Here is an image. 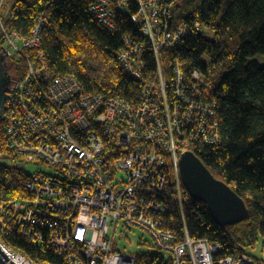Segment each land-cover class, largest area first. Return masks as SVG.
Masks as SVG:
<instances>
[{"label":"built area","instance_id":"1","mask_svg":"<svg viewBox=\"0 0 264 264\" xmlns=\"http://www.w3.org/2000/svg\"><path fill=\"white\" fill-rule=\"evenodd\" d=\"M88 14L113 31L116 16L131 14L144 42L124 36L117 55L120 71L143 85L141 101L84 92L74 76L56 75L39 50L44 19L22 37L2 23L6 0H0V31L9 61L25 66L10 84L3 118L6 143L14 167L39 164L53 172L34 171L24 183L30 199L0 203V264H50L15 252L3 241L12 223L41 249L52 250L62 264H135L132 253L115 250L121 224L149 235L168 264H256L246 254L218 256L221 247L208 239L161 228L167 162L171 161L181 204L178 162L195 143L219 142L218 123L209 102L214 87L198 70L172 69L167 76L158 62L163 49L177 47L201 25L176 24L172 8L178 0H90ZM132 5L136 9L131 13ZM158 62L146 78L144 53ZM29 53L33 56L30 57ZM12 65V64H11Z\"/></svg>","mask_w":264,"mask_h":264},{"label":"trees","instance_id":"2","mask_svg":"<svg viewBox=\"0 0 264 264\" xmlns=\"http://www.w3.org/2000/svg\"><path fill=\"white\" fill-rule=\"evenodd\" d=\"M90 2L6 0L2 23L27 37L38 19H44L39 50L50 71L74 76L87 94L118 97L137 105L143 85L122 74L117 55L124 48L126 35L137 43L144 42L139 26L133 23L131 14L117 15L115 30H107L88 14ZM135 9L132 5L131 13ZM172 17L176 24L198 22L201 28L183 38L177 47L159 52L161 69L167 76L172 69H182L186 74L198 70L214 87L209 102L220 140L195 143L191 151L214 178L226 183L244 201L248 213L235 225H219L207 206L193 199L181 182L180 204L174 169L168 161L165 187L156 196L165 207L161 228L176 234L180 241L186 233L192 240L208 239L219 244L220 258L246 254L256 264H264V0H178ZM3 47L0 31V50ZM143 61L144 76L150 78L158 69L156 56L147 50ZM9 62L15 67L14 77L21 78L25 73L23 63L14 66ZM5 133L2 117L0 203L30 199L24 183L32 173L14 167L15 156L7 146ZM3 241L15 252L62 264L52 250L41 249L21 235L15 223L3 234ZM139 245L146 250L135 254V264H168L153 244L141 240ZM256 249L259 254H254Z\"/></svg>","mask_w":264,"mask_h":264},{"label":"water","instance_id":"3","mask_svg":"<svg viewBox=\"0 0 264 264\" xmlns=\"http://www.w3.org/2000/svg\"><path fill=\"white\" fill-rule=\"evenodd\" d=\"M11 84L5 55L0 53V119ZM179 178L188 194L204 203L217 224L231 226L241 222L248 211L244 201L223 181L214 178L192 152L181 155L178 162ZM6 259L0 252V262ZM13 264V263H11Z\"/></svg>","mask_w":264,"mask_h":264},{"label":"rangeland","instance_id":"4","mask_svg":"<svg viewBox=\"0 0 264 264\" xmlns=\"http://www.w3.org/2000/svg\"><path fill=\"white\" fill-rule=\"evenodd\" d=\"M9 1V0H7ZM207 36L209 38L212 37V34L208 33ZM262 62H264V58L262 57ZM15 66V65H14ZM15 67H13V65L10 66V73L13 75L14 74V69ZM8 164V163H6ZM27 172L29 173H33L34 171H41L43 173L46 172H53L52 169L47 168L45 165L43 164H39L37 165V167L34 168H30V167H26L25 168ZM143 240L146 243L151 244V238L149 237L148 234H146L145 232H143L142 230L138 229V228H125L123 227L121 224L117 227L115 235H114V247L115 250L119 249L120 251L124 252V253H132V254H137L140 253L143 250H146L145 246H140L139 243L140 241ZM258 249L255 250L254 254H259L258 253ZM164 257L168 256L167 253L163 252V251H159ZM261 256V255H260Z\"/></svg>","mask_w":264,"mask_h":264},{"label":"flooded vegetation","instance_id":"5","mask_svg":"<svg viewBox=\"0 0 264 264\" xmlns=\"http://www.w3.org/2000/svg\"><path fill=\"white\" fill-rule=\"evenodd\" d=\"M0 53H2L1 51H0ZM3 54V53H2ZM5 62H6V66H7V72H8V74L10 75V78H11V83L13 82V80H14V77H13V75L10 73V62H9V60L5 57Z\"/></svg>","mask_w":264,"mask_h":264}]
</instances>
